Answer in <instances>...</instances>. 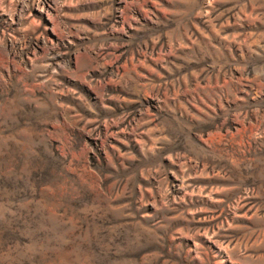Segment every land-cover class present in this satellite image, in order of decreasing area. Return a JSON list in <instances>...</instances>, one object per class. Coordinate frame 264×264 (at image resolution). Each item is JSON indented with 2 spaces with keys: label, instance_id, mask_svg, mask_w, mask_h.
Returning <instances> with one entry per match:
<instances>
[{
  "label": "rangeland",
  "instance_id": "obj_1",
  "mask_svg": "<svg viewBox=\"0 0 264 264\" xmlns=\"http://www.w3.org/2000/svg\"><path fill=\"white\" fill-rule=\"evenodd\" d=\"M0 264H264V0H0Z\"/></svg>",
  "mask_w": 264,
  "mask_h": 264
}]
</instances>
